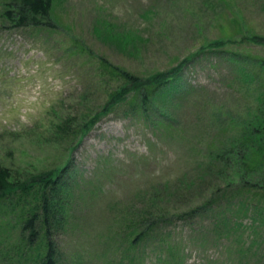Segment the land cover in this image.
<instances>
[{
	"label": "rangeland",
	"instance_id": "1",
	"mask_svg": "<svg viewBox=\"0 0 264 264\" xmlns=\"http://www.w3.org/2000/svg\"><path fill=\"white\" fill-rule=\"evenodd\" d=\"M9 1L0 0V166L15 184L71 160L53 197L61 264H168L152 241L132 248L139 219L187 211L229 181L233 171L217 177L223 153L235 149L264 87V46L243 44L241 65L201 49L249 29L264 35V16L251 0H55L57 29L34 33L4 22ZM110 65L120 68L113 79ZM178 68L170 84L148 89L147 113H139L144 93L127 76L160 79ZM103 111L77 146L73 138L87 130L79 128ZM66 119L74 128L56 135ZM200 163L214 170L210 189L188 187ZM22 207L18 197L0 200V264H10L23 241ZM184 227L175 222L172 230L185 239ZM259 233L264 243V228ZM210 240H185L181 264H264V246L245 259L225 238Z\"/></svg>",
	"mask_w": 264,
	"mask_h": 264
},
{
	"label": "trees",
	"instance_id": "2",
	"mask_svg": "<svg viewBox=\"0 0 264 264\" xmlns=\"http://www.w3.org/2000/svg\"><path fill=\"white\" fill-rule=\"evenodd\" d=\"M247 1L244 0L243 2ZM251 1L257 8L254 11L264 16V0ZM54 3L55 0H10L9 4H6L2 18L5 23L16 30H31L34 33L54 32L57 29V24L53 19ZM248 31L246 35H242L243 33L240 32L236 37L240 39L238 41L234 40L236 38L221 37L222 39L206 42L201 51L210 50L227 53L241 65L244 55H239V49L243 44L264 46L263 34L258 32L256 34L252 29ZM231 45H236V48ZM254 62L258 65L259 59ZM263 67L264 65L260 66V68ZM101 72V75H105ZM118 72H120V68L112 65L106 70V74H110V79H113ZM179 72L180 68L160 79L153 78V80L141 81L126 75L128 81H131V86L136 88V91H143L144 93V102L139 113H147L148 89L157 90L170 84ZM102 85L105 86L106 83H102ZM139 87L142 89L140 90ZM122 94L123 92L114 95L112 97L114 103L109 104L107 108L115 107L117 103H120ZM258 102L260 105L256 107L255 112L249 119L240 124L241 135L239 139L235 140V149L223 153L227 160L224 166L219 167L217 177L233 171V176H229V181L223 186L220 183L215 184L214 190L207 199L199 201L187 211L174 214L156 213V218L153 216L152 219L143 216L139 219V232L136 235V242L132 243V248L143 242L147 248L152 241L156 244V257L159 261L168 264H181L184 261L185 240L189 238L191 244L199 245L201 243L200 245H202L211 241V237H216L218 239L225 238L228 241V249L231 251L239 250L242 256L245 255V259L255 254L258 255L257 248L264 246L263 240L260 239L263 237H260L259 233V230L264 228V87ZM104 110L107 111L106 108ZM133 111L136 112L135 109ZM109 114L110 112L106 115ZM103 115H105L104 111L100 116L96 114L94 118L90 119L88 123L90 126L87 124L89 127L84 125L79 128V130L83 128H87V130L85 129L81 134L78 133L76 139L73 138V142L77 141V146L81 144L82 138L99 123L100 119L104 117ZM74 125L69 119L64 120L61 125H58L61 131L57 128L56 135L69 133ZM159 131L161 129L156 126V132ZM214 157L217 159L218 156ZM70 161L58 173L52 170L36 177H28L25 182L15 184L13 183L14 173L10 169L0 166V200L11 196L18 197L19 206L21 207L23 204L22 210L24 212L21 221L23 236L21 240L23 241L15 249L16 253L14 251V255H11L13 260L10 264H61L60 251L55 241L58 227L55 228L61 223V218L59 219L57 214V203L59 204V202L53 201V197L56 193V187H59L68 168H70ZM211 168L212 165L210 164L200 163L193 175L190 176L192 182L190 181L188 187L193 189V187L197 188L203 184V189H210L213 185L212 181L208 184L206 179L209 180L215 176L214 170ZM30 196L39 202L38 206L37 204H34L33 207L30 206L28 202ZM244 218L250 221L249 226L241 221ZM175 222H182L185 225L184 229L188 230L185 239L182 235H175L176 232L172 230ZM245 236L247 239L244 238ZM130 263H134L133 260ZM122 264H124L123 260ZM139 264H143L142 259L139 260Z\"/></svg>",
	"mask_w": 264,
	"mask_h": 264
}]
</instances>
